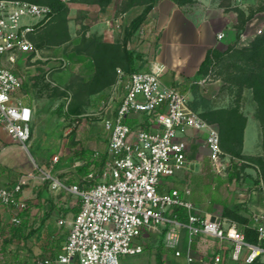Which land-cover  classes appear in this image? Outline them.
Returning <instances> with one entry per match:
<instances>
[{"label":"built area","instance_id":"built-area-1","mask_svg":"<svg viewBox=\"0 0 264 264\" xmlns=\"http://www.w3.org/2000/svg\"><path fill=\"white\" fill-rule=\"evenodd\" d=\"M53 15L47 5L0 0V125L12 141L26 149L32 137L34 109L20 99L23 79L15 68L21 57L28 58L32 53L39 56L30 36ZM225 38L224 32L218 33L219 41ZM165 70V66L157 64L151 70L130 74L117 69L118 78L111 95L101 101L102 123L109 134L107 162L98 183L91 182L96 177L95 171L82 185H67L51 173L41 172L43 181H49L52 190L76 196L80 208L60 253L36 264H73L76 259L79 264H122L123 257L142 253L144 247L138 240L146 232L156 230L164 235L165 245L176 250L177 257L182 256L179 246L181 233L186 230L189 262L194 260L190 255L191 245L201 236L231 243L234 261L253 264L260 259L264 262L263 213L252 216L258 232V243L254 244L246 240L236 222L200 216L196 206L187 199L191 194L189 188L183 194L178 189L161 191L162 178L173 177L187 168L188 144L184 136L189 131L206 134L211 168L218 176H228L236 161L222 150L219 128L191 108L186 94L162 81ZM210 82V76H206L193 84L205 87ZM119 93L121 97H116ZM118 98L121 101L116 107ZM133 115L140 116L136 128L127 123ZM99 154L96 152V156ZM53 160L58 162L59 157ZM82 165L76 162L74 167ZM34 178L35 174L29 173L11 187L0 184V212L11 213L13 226L22 224L20 214L28 208L22 195ZM176 208L186 210V221L179 219ZM59 224L63 225L64 221L60 220ZM221 261L222 256L216 254L213 264Z\"/></svg>","mask_w":264,"mask_h":264},{"label":"rangeland","instance_id":"rangeland-1","mask_svg":"<svg viewBox=\"0 0 264 264\" xmlns=\"http://www.w3.org/2000/svg\"><path fill=\"white\" fill-rule=\"evenodd\" d=\"M63 2L65 1L63 0ZM129 2L130 0H113L105 8H101L100 5L79 3L74 0L65 2L69 7L65 18L67 28L59 25L55 33L61 34L67 31L68 36L64 38L66 40L62 42L60 38V40L56 39V44L52 41L45 43L42 48L36 47L39 56L32 53L28 58L23 56L18 60L16 67H19V76L25 83H28L32 96L38 104L34 103L35 111L31 123L32 137L27 143L28 149L13 141L17 145L9 148L6 158L2 161L9 169L1 171L0 184L5 185L7 182L15 184L16 181L22 178V175L14 170H18L22 165L27 168L29 163L35 165L34 168L37 173L40 171L49 173L47 163H51L55 157H59V161L62 158L61 162L63 163H60L58 167H62L65 158L72 156L75 152L69 146L70 141L67 136L71 131H76V139L80 138V142L85 143L90 149H96L100 154L105 153L106 138L104 136H108L109 132L105 130L102 123L104 113L101 101L111 95V89H107L101 94L89 95L87 94L89 89H86L85 86L87 85L84 84V80L91 77L89 75L92 69L89 66L91 63L89 61L92 59L93 41H97V43L98 41L105 43L111 41L122 44L125 33L130 28L132 21L143 12L145 7L141 5L124 10ZM213 3L214 8L224 12L229 21L228 41L220 45V48L218 47L221 51H226L232 43L236 44V48L247 47L256 37L264 33V0H213ZM194 4L187 6H194ZM148 17L133 35L128 46L129 50L135 52L138 48L142 50L143 58L139 61L142 65V71L149 68V58L152 55L160 58L167 53L164 46L154 42L149 24L151 20ZM56 23L57 21H54L46 29L40 30L38 36H44L45 41L48 38L47 35L54 36L55 33L52 30ZM161 50L163 51L160 53ZM80 56L84 57L85 60L80 59ZM233 63H235L234 60L227 59V57L221 63H217L209 73L210 84L205 87L198 86L194 89L195 98L192 102L189 100L190 104L198 103L201 105L203 103L202 99H204V103L206 102L210 109H227L237 106L247 119L254 118L258 121L257 104L253 100L251 90L246 89L241 92L235 81H232L231 75L236 73ZM166 79L167 74H164L162 80ZM59 87L67 88L63 92V89ZM213 94H215V99L208 98ZM119 95L120 93L116 97ZM63 105L64 110L59 112V108ZM73 105L81 108L82 115L79 118L66 115L67 109ZM202 110L200 109V111ZM258 123L262 131L261 124L259 121ZM93 133L96 135V139L89 140L88 137ZM254 140V143H251V139H248L247 154L245 155L264 156L262 140L260 142ZM69 161V168L66 171L76 174V168L73 165L75 161L80 160L72 157ZM233 165L238 167L240 176L232 182L225 179L219 186V194L229 199H249L248 196L252 193L251 191L256 189L254 181L259 179V171L253 164H245L239 159L233 161ZM230 171L231 168L228 172ZM28 174H25V176ZM42 177L43 174L41 173L37 181L47 182L43 181ZM224 177L228 178L226 174H224ZM173 178L164 177L162 181L169 182ZM33 182L35 181L30 179L29 183ZM165 186L163 183L161 189ZM191 187L194 186L191 184ZM241 194L243 196H240ZM72 197L78 201L76 196L72 195ZM218 200L217 194L214 193L213 199L205 198L200 203H216ZM15 228L16 226H13L11 222V213L8 210H2L0 212V264L12 263L9 254H1L4 241L9 242V248L12 251L15 252L18 249V241L13 236ZM141 240L142 238L138 242L142 243ZM149 254L146 252L142 256L149 257ZM21 257L24 259L26 255L21 253ZM137 258L127 256L126 259L133 261ZM73 264H79V260L76 259Z\"/></svg>","mask_w":264,"mask_h":264},{"label":"crops","instance_id":"crops-1","mask_svg":"<svg viewBox=\"0 0 264 264\" xmlns=\"http://www.w3.org/2000/svg\"><path fill=\"white\" fill-rule=\"evenodd\" d=\"M195 1L194 6L179 7L171 0H158L148 17L151 20L149 23L151 27L150 31H152L154 36L152 37L154 42H158V45L161 44L164 46L167 53L164 57L162 56L160 58L152 55L149 58V68L143 69V71L151 70L156 64L165 66L166 70L164 74H167V79L162 81L166 85L172 86L186 94L191 102L195 98L193 94L194 89L198 88L193 83L201 76L199 75V70L208 51L210 49L220 48V45L228 41L227 38L230 33L228 30L229 21L225 13L221 12L220 9L214 8L213 0ZM221 32L226 34V38L219 41L217 35ZM107 43L113 44L111 41H107ZM136 53H142V50L138 48L136 49ZM89 66L92 69L89 76H93L95 69L92 63ZM18 68H15L17 74L20 73ZM137 68L138 70H142L141 62L137 63ZM119 97H121V93ZM208 98L215 99V94L211 97L208 96ZM20 99L24 104L33 109L34 103L38 104L29 88L21 89ZM120 101L121 99L118 98L116 107L120 104ZM198 107V111L201 112L200 109H202V106ZM127 122L133 128H136L140 123V116L133 115ZM104 138H106L104 146V152L106 153L108 136H104ZM249 138L251 139V143H254V139H256V142L262 140L260 125L254 118H249L247 121L244 136L245 154H247ZM88 139L95 140L96 135L93 133ZM184 139L188 144L187 168L173 176L174 178L171 181L162 182L161 187L163 183L166 186L161 191L168 193L173 189H178L183 194L185 189L189 188L191 194L187 199L196 206L199 215L202 217H216L217 219L231 220L223 216L224 207L233 206L239 202L245 203V207L248 209L245 215L251 219L252 226L254 227L253 214H264V192H260L261 189L256 188L249 194V199L241 198L240 200L221 196L219 194V186L228 178L218 176L213 172L210 152L205 146L206 134L203 132L189 131L184 136ZM76 140L80 142L81 139ZM13 145L17 144L12 141L5 128L0 125V173L4 169H9L2 161L6 158L9 148H12L11 146ZM80 145L83 149L97 152L96 149H90L85 143L80 142ZM19 147L21 146L19 145ZM71 158V156H67L65 163L60 168L58 165L63 163L61 162L62 158L58 162L52 161L51 163H47L49 173L58 177L67 185L78 183L77 170L79 167H75L76 174H71L68 173L69 171H66L69 168L68 165ZM76 162L84 164L83 161ZM34 166L33 163H29L27 168H24L22 165L18 170L13 169L15 172L21 174L22 177H25V174L30 172L37 174L35 175L36 179H33L35 182L29 183L24 188L22 197L27 202L28 208L20 214L22 224H26L25 234L28 235L32 232L27 248L32 257L31 262H34L36 257L45 255V253L47 254L45 257H48L51 253H59L67 240L71 222L80 208L79 199L78 201L74 200L72 194L63 190H52L49 181L45 183L37 181L40 178L41 171L38 167L40 172L37 173ZM191 184L194 187H191ZM12 185L13 182H7L4 186L11 187ZM213 192L217 194L218 202L208 204L200 203L205 198L213 199ZM240 196H243V194ZM60 220L64 221L63 225L59 224ZM181 234L182 238L179 249L182 251V256L177 257L175 254L176 250L165 245L163 234L158 231H150L146 232L141 240L144 251L140 254L129 256L131 258L138 257L133 261L126 259L127 256L123 257L122 264H213V258L216 254L222 256L220 264H244L242 261L232 260L231 243L203 236L198 237L192 243L190 255L194 260L189 262L187 258L189 252L188 232L183 230ZM146 252L150 253L149 257L142 256Z\"/></svg>","mask_w":264,"mask_h":264},{"label":"trees","instance_id":"trees-1","mask_svg":"<svg viewBox=\"0 0 264 264\" xmlns=\"http://www.w3.org/2000/svg\"><path fill=\"white\" fill-rule=\"evenodd\" d=\"M29 1L32 3L47 5L49 6L54 15L52 19L44 26L37 27L34 34L30 36L34 46L37 48H42L45 43H50L52 41L57 43L56 39L64 42V38L68 36L67 31L65 33H55L59 25L66 27V15L69 11V7L63 0H22ZM77 2L90 3L100 5L101 8H105L111 4L113 0H74ZM179 7H184L187 5L194 4L195 0H171ZM158 0H130L126 5L124 10L134 6H144L143 12L136 17L130 26V28L125 33L122 44L119 43H105L93 41L92 44L93 51L92 59L89 61L92 63L95 73L93 76L84 80L86 89H89V95L101 94L105 90L112 88V86L117 81V69L121 68L126 74H130L139 71L137 68V63L142 60L143 55L141 53H136L134 50H129L128 46L130 44L131 38L141 27L144 21L147 19L148 15L156 5ZM54 21L57 23L53 27L54 36L47 35V40L45 37H39V31L46 29ZM59 41V42H60ZM34 54V53H33ZM234 60L235 63V74L232 76V81H235L237 87L242 92L243 90H251L253 95V100L257 104V119L261 124L262 128V148L264 149V33L261 36L256 37V39L247 47L236 48V44H231L226 51H221L220 49H210L203 61L200 70L199 77L203 78L210 76L209 73L212 68L215 67L217 63H221L225 58ZM80 59L85 60V58L80 56ZM196 87H198L196 85ZM23 88H29L28 83L23 81ZM63 89L64 87H59ZM67 88V87H66ZM65 88V89H66ZM63 89V92H65ZM202 104L198 103L191 104V108L198 111V106H202L201 116L208 121L210 124L216 125L220 131V142L221 148L225 154L230 155L236 159H239L245 164H253L259 171V179L254 181L256 188L261 189L264 192V156H247L244 153V136L245 129L247 126V117L241 112L239 107L232 108H221V109H210L207 103H204L202 99ZM65 105V104H64ZM64 105L59 108V112L64 110ZM199 112V111H198ZM66 115L69 117L75 116L79 118L81 113V108L77 105H73L66 111ZM128 123V122H127ZM130 126L131 124L128 123ZM76 131H71L67 136L69 138V146L75 150L71 157L83 161L84 164L77 170L78 173V183L84 184L85 178L92 172H96V177L91 182L98 183L105 168L107 162L106 153L99 154L96 156V152L83 149L78 141H76ZM79 146V147H78ZM240 172L238 167L233 165L231 171L228 175L229 181H234L239 178ZM175 212L180 220L186 221L187 212L184 208H176ZM245 212V213H243ZM248 209L245 207V203L234 204L233 206H225L223 216L236 222L245 234L246 240L250 243H258V232L252 226V221L245 214ZM26 224H21L15 228L14 237L18 241L17 251H12L9 248V242L4 241L1 247V254H9L12 259L11 264H36V261L46 258L47 255H41L36 257L34 262H31V255L28 252V241L32 232L28 235L25 234ZM61 251V250H60ZM59 251V253H60ZM21 253L25 254L24 259L21 257ZM54 253V252H53ZM58 254V253H57ZM56 255L50 254L49 256ZM1 257V256H0ZM253 264H264L260 259H258Z\"/></svg>","mask_w":264,"mask_h":264},{"label":"water","instance_id":"water-1","mask_svg":"<svg viewBox=\"0 0 264 264\" xmlns=\"http://www.w3.org/2000/svg\"><path fill=\"white\" fill-rule=\"evenodd\" d=\"M212 220H213V221L216 220V217H213ZM218 220H220V219H218Z\"/></svg>","mask_w":264,"mask_h":264}]
</instances>
